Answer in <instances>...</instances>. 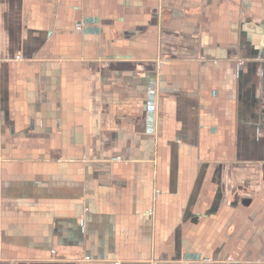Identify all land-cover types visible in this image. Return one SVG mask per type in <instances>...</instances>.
<instances>
[{"label": "crops", "instance_id": "obj_1", "mask_svg": "<svg viewBox=\"0 0 264 264\" xmlns=\"http://www.w3.org/2000/svg\"><path fill=\"white\" fill-rule=\"evenodd\" d=\"M0 264H264V0H0Z\"/></svg>", "mask_w": 264, "mask_h": 264}, {"label": "built area", "instance_id": "obj_2", "mask_svg": "<svg viewBox=\"0 0 264 264\" xmlns=\"http://www.w3.org/2000/svg\"><path fill=\"white\" fill-rule=\"evenodd\" d=\"M81 27H82V25H81V23L80 24H78L77 26H76V29H81Z\"/></svg>", "mask_w": 264, "mask_h": 264}]
</instances>
